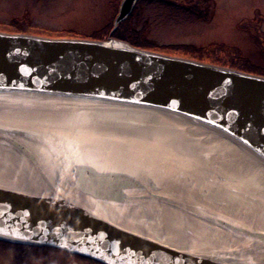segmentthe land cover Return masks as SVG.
<instances>
[{"label":"water","instance_id":"water-1","mask_svg":"<svg viewBox=\"0 0 264 264\" xmlns=\"http://www.w3.org/2000/svg\"><path fill=\"white\" fill-rule=\"evenodd\" d=\"M137 2L121 0L106 40L0 31V157L11 154L34 179L32 185L0 182V240L102 264H252L264 250L262 232L246 231L256 241L251 247L182 249L124 223L139 206L158 212L172 206L241 230L200 200L166 193L174 182L207 196L196 181L207 167L158 147L147 151L143 143L136 154L130 135H101L95 121L91 129L70 118L90 115L82 112L89 107L164 111L219 133L264 163V75L114 37ZM113 137L117 145L106 146Z\"/></svg>","mask_w":264,"mask_h":264},{"label":"bare ground","instance_id":"bare-ground-1","mask_svg":"<svg viewBox=\"0 0 264 264\" xmlns=\"http://www.w3.org/2000/svg\"><path fill=\"white\" fill-rule=\"evenodd\" d=\"M82 112L90 115L71 116L70 118L91 123L90 121H94L92 117H96V122L101 123L99 124L100 130H102L101 125H111L114 120L120 125L133 124V127L126 129L129 131H123L122 135H130V138H134L130 140L137 142L135 146L129 145L133 151H136V154H139L136 149H139L143 143L147 151L158 147L163 153L170 151L183 155V158L189 156L192 161H196V165L202 168L207 167L209 172L207 176L199 174L196 178V181L199 180L198 185L208 190L207 196L197 188L194 190L189 186L174 182H170L166 193L174 195L173 192H180L181 196L186 197L185 199H196L198 203L200 200L201 204H207V207L204 206L207 212L216 209L229 215L241 226V230L236 229L239 233H234L211 225L198 216H193L178 208L166 206L160 211L162 223L160 229L167 236L161 237L166 243L182 249H212L217 246H226V248L235 250L247 247V245L250 247L256 245V241L247 237L246 231L264 233V163L219 133L168 112L131 108L123 110L118 106L89 107ZM110 117L112 120L108 122ZM140 124H143L145 128V130H139L146 134L143 141L135 136L139 132L137 130L141 128ZM94 128L98 129V125L95 124ZM73 130L80 133L87 132L76 129V127ZM146 130L149 132L147 133ZM103 132L106 135L117 134L114 133L115 130L110 129H105ZM114 145L116 146L117 143L113 137L106 146ZM94 150L98 152L100 149L95 147ZM4 155L5 157H0V182L32 185L34 179L23 170L15 158L7 152ZM116 156H121V154ZM124 223L134 228L138 226ZM137 229L150 233L143 227ZM252 264H264V250L253 254Z\"/></svg>","mask_w":264,"mask_h":264},{"label":"rangeland","instance_id":"rangeland-1","mask_svg":"<svg viewBox=\"0 0 264 264\" xmlns=\"http://www.w3.org/2000/svg\"><path fill=\"white\" fill-rule=\"evenodd\" d=\"M172 1L142 0L129 25L137 28L143 39L153 40L160 45L237 47L244 61L248 59L262 67L260 71H264V0H206L200 3L202 13L190 7L189 0ZM117 2L118 0H0V22L7 24L16 17H26L30 24L28 34L48 36L56 30L72 29L75 36L87 37L93 30L110 24ZM228 51L219 50L218 54L224 57ZM111 120L110 117L108 122ZM94 121L96 122V119ZM63 122L67 124L62 127L72 126L66 121ZM96 123L97 131L101 135L105 129L115 130L114 133L122 135L123 131H129L126 129L133 127V124L120 125L114 120L111 125H101L100 130L101 123ZM88 124L90 123H84ZM88 127L93 128L92 125ZM140 127H144L143 124H140ZM139 134L141 133L137 132L135 136L139 137ZM123 217L124 221L138 225L137 228L143 227L150 233L164 235L160 229L162 223L157 209L139 206ZM0 253V263L13 262L7 253Z\"/></svg>","mask_w":264,"mask_h":264},{"label":"trees","instance_id":"trees-1","mask_svg":"<svg viewBox=\"0 0 264 264\" xmlns=\"http://www.w3.org/2000/svg\"><path fill=\"white\" fill-rule=\"evenodd\" d=\"M121 0H118L115 9L114 14L112 16V20L110 21V24L105 25L104 27L100 29H95L91 33L87 34V37H81V38H89V39H97V40H105L110 35V29L112 28L113 24V18L115 17L118 6ZM178 1V0H176ZM187 1V0H186ZM142 0H139L136 8L134 9L133 13L130 15V17L125 20L123 23L120 24L119 28L113 33L114 37H117L119 39H123L128 41L134 46L144 48V49H151L158 52H165L172 55H183L186 57H190L193 59L201 60V61H207L214 64H220L224 66H230L234 68H238L247 72L256 73L260 75H264V71H260L263 69L262 67L252 63L250 60L247 59V61H244V58L242 55H240L239 48H223L222 45H219L211 48H200L195 47L194 45H160L157 42L150 40V39H143L140 36V32L137 28H132L129 25L130 20L134 16L135 12L139 8L140 3ZM171 2H173L171 0ZM201 2H206V0H189V6L194 8L197 12H201ZM29 21L26 17H16L12 20L11 23H5L0 22V30L12 32V33H28L29 29ZM44 35V34H43ZM52 37H69V38H76L78 36H75V31L72 29H60L56 30L53 34L48 35ZM263 40V39H262ZM261 40V41H262ZM187 50V51H186ZM219 50H229L226 52L224 57H220L218 54ZM209 53L210 55H207ZM212 54L214 56H212ZM62 252L67 253L66 251L59 250L57 248L48 247V246H34V245H26V244H17L7 241L0 240V252L7 253L9 257H11L12 261L14 263H23L27 262L30 263L31 260H27V257H32V260L36 258H42L45 256V253L51 254V252ZM94 261V260H93ZM97 262V261H95ZM100 263V262H98Z\"/></svg>","mask_w":264,"mask_h":264},{"label":"flooded vegetation","instance_id":"flooded-vegetation-1","mask_svg":"<svg viewBox=\"0 0 264 264\" xmlns=\"http://www.w3.org/2000/svg\"><path fill=\"white\" fill-rule=\"evenodd\" d=\"M27 260L28 261L31 260V262L30 263L12 262L11 264H94V263L102 264V263L95 262L91 259L79 256L76 254H72V253L67 254V253L56 252V251L51 252V254L45 253V256H43L41 259L35 257L32 260V257H27ZM39 261L40 262L42 261V263H39Z\"/></svg>","mask_w":264,"mask_h":264}]
</instances>
